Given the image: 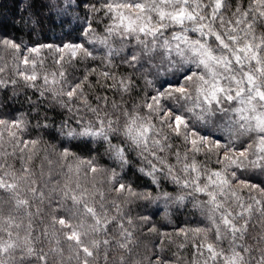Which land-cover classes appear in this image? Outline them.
Segmentation results:
<instances>
[{
	"label": "snow or ice",
	"instance_id": "1",
	"mask_svg": "<svg viewBox=\"0 0 264 264\" xmlns=\"http://www.w3.org/2000/svg\"><path fill=\"white\" fill-rule=\"evenodd\" d=\"M72 6L89 14L79 42L0 35V89L22 84L67 114L56 126L38 108L30 119L0 105V264H264V0H67L64 11ZM128 47L121 62L133 73H118L113 57ZM92 145L119 171L72 151ZM133 153L153 190L122 175ZM161 200L191 204L207 224L140 231L151 217L128 206Z\"/></svg>",
	"mask_w": 264,
	"mask_h": 264
},
{
	"label": "trees",
	"instance_id": "2",
	"mask_svg": "<svg viewBox=\"0 0 264 264\" xmlns=\"http://www.w3.org/2000/svg\"><path fill=\"white\" fill-rule=\"evenodd\" d=\"M92 2H97L98 0H92ZM67 6V0H0V35H6L10 38L16 39L18 42L23 41L28 45H38V44H55L59 45L62 42H67L69 40H75L79 42L82 37L80 35V29L84 26V18L89 15L83 6L77 8L75 6L67 7V11L64 9ZM246 2H245V5ZM103 14H97L98 20ZM78 17V19H77ZM67 21L62 23L61 21ZM108 21L106 18L98 23H94L98 33H102L104 29V24ZM75 29V30H73ZM175 29H168L165 35L170 34L171 31ZM190 35H194L191 34ZM114 47H119V43H115ZM89 47H92L91 45ZM131 51H135L134 48L128 47L124 52L120 53L119 56H114L113 60L117 68L114 70L118 73L131 74L133 69L129 68L121 62V57L127 56ZM106 50L97 45L95 48V54L98 57H103ZM45 56H47V50H45ZM102 65L101 59L96 61H89V67H100ZM46 67L51 69L54 67L52 59L50 56L47 57ZM74 75L80 76L84 72V65H78L76 69H70ZM11 75V71L6 74ZM149 78H153L152 74H149ZM95 80V77H92ZM133 79L137 80V92L139 96H143L145 92L144 83L142 79L137 76H133ZM101 94L112 95L110 92H101ZM137 99L136 93H133ZM118 98V97H117ZM49 100L47 98H41L39 93L31 88H25L22 84L18 85L15 90L11 85L7 89H0V105L3 106V111L11 116H17L21 113L26 114L30 119L35 115L34 109L38 108L41 116L47 113L49 122L54 123L58 126L63 119L67 118L66 112L60 110L59 108L49 107ZM35 120L32 123L35 124ZM44 121L41 120V123ZM74 126V125H73ZM41 130H34L33 136L40 134ZM56 133L54 131H44V140L49 144H56L60 146L61 141L54 138ZM75 143V142H73ZM65 146H68L65 143ZM93 150L88 152L82 150L81 148H72V151L77 154L89 157L96 156L97 163L106 168H116L119 171L118 164L109 159L107 155L104 154L103 147L97 145H92ZM132 166L127 168L122 175L126 180L133 183L138 190H153L155 186L151 185L147 177L142 176L136 171V168L140 166L141 161L135 156V153L131 155ZM198 159L203 160L204 157L200 156ZM36 163H39L37 160ZM17 166L18 163H17ZM163 189L165 191L171 192L173 195L177 193V188L175 185L169 183L168 181H162ZM245 195H247L245 193ZM145 202H138L128 206L127 211L130 215L136 217L138 215H149L151 217V222L148 225H144L140 231L147 232V228L156 225L161 231L165 232H175L181 228H194L197 226H205L207 221L203 220L198 212L193 211L191 204H188L186 208L178 207L172 203H169L165 207L163 200L159 201L157 204H148L144 206ZM35 211V209H33ZM168 213L165 217V213ZM140 235V232L137 233ZM141 240L148 239L150 237L140 236ZM177 242H180L182 238L174 237ZM158 243V240L156 241ZM176 251L175 245L171 246L169 255L171 252ZM191 252V246L189 245L183 252L184 255H188Z\"/></svg>",
	"mask_w": 264,
	"mask_h": 264
}]
</instances>
